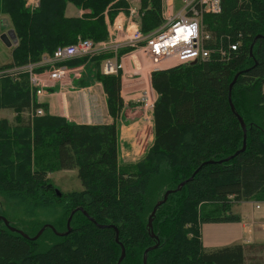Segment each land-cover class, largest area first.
<instances>
[{
  "label": "trees",
  "instance_id": "16d2710c",
  "mask_svg": "<svg viewBox=\"0 0 264 264\" xmlns=\"http://www.w3.org/2000/svg\"><path fill=\"white\" fill-rule=\"evenodd\" d=\"M131 3L144 34L162 24L161 0H39L34 9L26 0H0V15L9 17L18 40L3 66L38 63L57 46L79 39L104 40L106 16L112 20ZM68 4L81 14L67 15ZM203 18L211 33L210 57L151 73L157 95L153 140L136 162L121 164L118 158L121 73L102 72L112 52L63 63L90 65L105 93L108 124H77L51 114L48 103L35 97L26 73L0 80V109L14 113L12 123L0 118V215L33 237L45 224L66 232L74 211L69 233L46 227L35 240L0 220V264H117L121 246V264H143L145 250L156 243L147 264H245L242 243L206 250L200 227L239 221L234 203L264 201V37L255 39L264 35V0H222L219 13ZM131 50L120 48L118 57ZM229 94L246 126L245 149L236 155L243 132ZM38 107L44 114L26 118ZM59 170H76L83 188L58 190V196L48 174ZM184 180L156 208L150 230L155 204Z\"/></svg>",
  "mask_w": 264,
  "mask_h": 264
},
{
  "label": "built area",
  "instance_id": "2783aa9c",
  "mask_svg": "<svg viewBox=\"0 0 264 264\" xmlns=\"http://www.w3.org/2000/svg\"><path fill=\"white\" fill-rule=\"evenodd\" d=\"M221 2L222 0H184L179 10L174 12L175 9L171 7L172 0H161L163 22L147 34L140 30L138 26L140 13L138 8L132 5L128 8L127 15L122 13L125 16L117 14L112 20L106 16V39L97 42L79 39L73 44L59 45L52 54L43 55L38 63L11 67L12 70L11 68L0 69V79L15 80L20 74L26 73L29 86L39 100L46 95L48 87L68 76L69 68L63 63L81 56H92L105 51L112 52V55L103 62L104 74H115L123 67L124 54L118 57V50L123 47H130L131 51L140 53L148 62L147 68L151 73L179 63L189 64L193 61L207 60L213 49L207 44L211 41V33L205 30L202 18L205 14L219 13ZM38 3L39 0H26V6L30 9L37 7ZM238 44L236 42L229 45L232 50H236ZM39 66H45L46 69L37 72L36 68ZM139 97L144 106H147V92L144 90ZM150 106L153 107V103ZM42 114L44 111L41 107L34 112L31 111V116ZM255 207H260L259 202ZM262 227L264 228V221H262Z\"/></svg>",
  "mask_w": 264,
  "mask_h": 264
},
{
  "label": "crops",
  "instance_id": "0c3cea01",
  "mask_svg": "<svg viewBox=\"0 0 264 264\" xmlns=\"http://www.w3.org/2000/svg\"><path fill=\"white\" fill-rule=\"evenodd\" d=\"M135 5L134 3H131ZM136 6V5H135ZM74 11V10H73ZM81 10L76 9L75 12H71L70 15H79ZM125 10L119 11L117 14L120 16H125L122 13H127ZM120 13V14H119ZM122 68L121 72V96L124 100V107L121 113H142L143 112V102L139 100V96L145 90L147 95L153 98V102L156 99V93L151 85V72L148 70V62L143 59L140 53L133 51L126 52L122 57ZM100 88H95V86H89L81 88V90L88 89V94H78L73 108H60L63 105H59L61 101L68 105L71 100H68L67 92L63 91L64 97L58 99L57 108L54 105L55 94L48 93L43 96L47 100L44 101L39 99L40 102L48 103L49 111L51 114L60 115L66 119L73 121L77 124H108L112 122V118L108 114L105 93L103 92L101 83H96ZM80 90V91H81ZM66 95V96H65ZM47 96V97H46ZM42 98V97H41ZM137 98V101H135ZM132 101H135L132 102ZM131 107H128V106ZM52 111H55L54 113ZM14 115V113L12 114ZM120 117V119H121ZM152 118V109L151 116ZM8 119V118H7ZM118 119V121L120 120ZM119 122H117L118 124ZM119 128V126H118ZM120 131V128L118 129ZM252 210L245 217H241L240 213H233L240 216L239 221L233 222H218V223H203L201 224V238L203 246L206 250H212L226 245L242 243L245 248V264L247 249L250 251L255 250L254 247L257 244H264V229L258 230L259 225L262 227V221L264 215V201H250ZM259 202L260 207L256 208L255 205ZM258 210L259 215L255 217V213ZM261 211V213H260ZM257 264H260L257 263Z\"/></svg>",
  "mask_w": 264,
  "mask_h": 264
},
{
  "label": "rangeland",
  "instance_id": "374dc122",
  "mask_svg": "<svg viewBox=\"0 0 264 264\" xmlns=\"http://www.w3.org/2000/svg\"><path fill=\"white\" fill-rule=\"evenodd\" d=\"M186 1H190V0H186ZM183 4H184V0H172L171 7L175 9L174 12H177ZM75 11L76 9L73 7V5L68 4L66 8V14L70 15L71 12H75ZM124 14L127 15V13ZM139 19H138V26H139ZM202 19L204 23V18ZM10 27H11V22L9 17L6 14L0 15V36L3 33H5L7 30H9ZM11 52H12V48L6 46L0 38V66H1L0 69L11 68V67L3 66V64H6L9 61H11ZM179 64H184V63H179ZM68 68H69L68 76H66L63 80L56 81L53 86L47 88L46 95L48 93L55 94L54 100L56 101L54 102V105L56 106V108L59 105H63L60 108H73L75 103L74 99H76V95L88 94V89L81 90V88L89 87L91 85L95 86L92 90H94L95 88H100L98 85H95L96 83H100V82L94 80L93 72L91 71L89 64L88 65L81 64L74 67L68 66ZM12 69L13 68H11L10 70ZM2 79H10V78H2ZM49 88L52 89L49 91ZM63 91L67 92L66 95L68 97V100H71L68 105L64 104L63 101H61V103H59L58 105V99L61 98L58 97V95L64 97L62 93ZM40 99L44 101L47 100L45 97H42ZM139 100L141 101V99ZM135 101H137V98ZM135 101L132 102L135 103ZM152 102H153V98L147 95V106H144L143 103V108H142L143 112L141 114L134 112V113L123 114L122 117L120 116L121 119L119 117L120 120L117 121L119 122L117 124V127L119 126L120 128V131L118 132V158L121 164L138 161L143 157L147 149L152 144L153 123H152V118L150 119L151 109H152L150 105ZM128 107L131 106L129 105ZM52 112L54 113L55 111ZM12 114L13 111L9 109H0V118H6V119L8 118L11 123L13 122ZM24 115L26 116V118L27 116L31 117V111L26 112ZM48 178H49V182L52 183L56 187V189L60 190L61 192H67L71 190H81L83 188L79 178L77 177L76 170H59V171L51 172L50 174H48ZM251 201H253L254 203V200ZM251 204L252 203L250 201H241L239 203H234L231 208L232 213H240L241 217H245L252 210ZM2 208L5 207L2 206ZM255 211H256L255 217H258L259 212L258 210ZM262 217L264 221L263 214L260 218ZM262 229L264 228L259 225L258 230H262ZM254 249L255 250L253 251L247 249V253H246L247 264H257L259 262L260 264H264V244H257L255 245Z\"/></svg>",
  "mask_w": 264,
  "mask_h": 264
},
{
  "label": "water",
  "instance_id": "95a60500",
  "mask_svg": "<svg viewBox=\"0 0 264 264\" xmlns=\"http://www.w3.org/2000/svg\"><path fill=\"white\" fill-rule=\"evenodd\" d=\"M260 37H264V35L257 36L255 39H258V38H260ZM0 38H1L2 42H3L6 46H8V47H13V46H15V45L17 44V41H18V40H17V37H16V34H15V32H14L13 29H9V30H7L5 33H3V34L0 36ZM252 45H253V44H252ZM251 47H252V46H251ZM251 49H252V48H251ZM191 63L193 64V63H196V62L193 61V62H191ZM238 75H239V74H236V75L234 76V78H233V80H232V82H231V84H230V90H231L233 84L235 83V81H236ZM228 98H229V103H230L231 110H232V112L236 115L237 119L239 120L240 126H241V128H242V132H243V143H242V147L240 148V150H238L237 152H235L234 155H236L238 152L243 151V150L245 149V146H246V126H245V123H244L242 117H240V116L238 115V113L235 111V108H234V106H233V104H232V102H231V95H230V94H229V97H228ZM232 157H233V156H229L228 158L225 159V161H228V160L231 159ZM220 162H222V161H220ZM192 178H193V175H192L188 180H191ZM188 180H184V181L180 182V183L178 184V186L176 187L175 190H166V191L164 192L162 199H161L160 201H158V202L155 204V206H154V208H153V210H152V212H151V214H150V216H149V218H148V228H149L150 230H151V227H152V218H153V216H154V214H155L156 208L159 207L161 204H163V203L166 201L167 196H168L170 193H172L173 191H177V190H179V189H180V188L186 183V181H188ZM55 192L58 194V196L61 195V193H60L57 189H55ZM80 210H82V209H80ZM82 211H83V213L86 215V212H85L84 210H82ZM73 212H74V211L71 212L70 216H69L68 219H67V223H66L67 230H66V232H64V233H58V232L54 229V227H53L52 225L45 224V225H43V226L39 229V231H38L33 237H29V236H28L27 234H25L21 229H17V228H15V227L11 226L10 223H9V221L7 220V218H5L4 216L0 215V220L4 223V225H5L9 230H11V231H13V232H18L19 234H21V235L24 236L25 238H30V239H32V240H35V239H37V238L40 236V234L43 232V230H44L46 227L51 228L56 234H61V235H62V234H67V233H69V232H70V221H71V217H72ZM91 220H92V219H91ZM92 221H93V220H92ZM95 224H96L98 227H101V228L105 227V225H100V224H97L96 222H95ZM108 227H113V226H108ZM113 228H114V227H113ZM151 236H154V234L151 233ZM117 240H118V238L116 237V241H117ZM157 244H158V243L154 244V245L151 246V247H148V248L145 250V252H144V254H143V264H147V252L150 251V250H152V249H154V248H156V247H157ZM124 255H125L124 247L121 246V255H120V257H119V260H118L117 264H121L120 262H121L122 259L124 258Z\"/></svg>",
  "mask_w": 264,
  "mask_h": 264
},
{
  "label": "bare ground",
  "instance_id": "6f19581e",
  "mask_svg": "<svg viewBox=\"0 0 264 264\" xmlns=\"http://www.w3.org/2000/svg\"><path fill=\"white\" fill-rule=\"evenodd\" d=\"M96 56V55H95ZM40 116V115H39Z\"/></svg>",
  "mask_w": 264,
  "mask_h": 264
}]
</instances>
